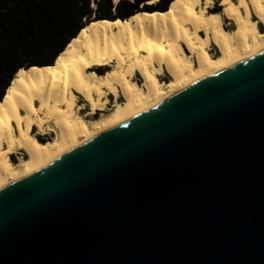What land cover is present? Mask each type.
<instances>
[{
    "label": "water",
    "instance_id": "1",
    "mask_svg": "<svg viewBox=\"0 0 264 264\" xmlns=\"http://www.w3.org/2000/svg\"><path fill=\"white\" fill-rule=\"evenodd\" d=\"M0 264H264V49L0 189Z\"/></svg>",
    "mask_w": 264,
    "mask_h": 264
},
{
    "label": "bare ground",
    "instance_id": "2",
    "mask_svg": "<svg viewBox=\"0 0 264 264\" xmlns=\"http://www.w3.org/2000/svg\"><path fill=\"white\" fill-rule=\"evenodd\" d=\"M262 49L264 0H171L163 12L88 17L50 65L17 70L5 88L0 189Z\"/></svg>",
    "mask_w": 264,
    "mask_h": 264
},
{
    "label": "trees",
    "instance_id": "3",
    "mask_svg": "<svg viewBox=\"0 0 264 264\" xmlns=\"http://www.w3.org/2000/svg\"><path fill=\"white\" fill-rule=\"evenodd\" d=\"M141 1L119 0L111 17L110 3L95 0L96 19H123ZM170 1L158 0L154 9L163 12ZM91 11L90 0H0V100L17 70L50 65Z\"/></svg>",
    "mask_w": 264,
    "mask_h": 264
},
{
    "label": "rangeland",
    "instance_id": "4",
    "mask_svg": "<svg viewBox=\"0 0 264 264\" xmlns=\"http://www.w3.org/2000/svg\"><path fill=\"white\" fill-rule=\"evenodd\" d=\"M91 1V8H92V11H91V13L88 15V16H86L85 18H83V21H85L88 17H95L96 18V16H97V13H95V8H96V4H95V0H90ZM145 0H142L141 2L143 3ZM141 2H139L138 4H137V9H140V10H159V9H154V7L153 6H147V9H144V8H142V7H140L141 5H142V3ZM215 2H217V0H215ZM111 6V5H110ZM155 6V5H154ZM161 7H163V5L161 6ZM221 8H219V10H220ZM93 12V13H92ZM110 15H111V17H115L116 15H117V13H116V9H115V5L114 6H111L110 7ZM227 30H228V28H226ZM164 80V79H163ZM164 81H166V79L164 80ZM109 107V106H108ZM111 109V108H110ZM106 110V111H104L103 112V115L105 116L106 114H108L111 110ZM81 114L83 115V119L85 120V121H92V120H96V119H99L100 118V116L99 115H97V116H95L94 118H89L86 114H85V112L84 111H82L81 112ZM14 155L18 158V155H17V153H14ZM12 162L15 164V165H17L18 164V160L15 158H13V160H12Z\"/></svg>",
    "mask_w": 264,
    "mask_h": 264
}]
</instances>
